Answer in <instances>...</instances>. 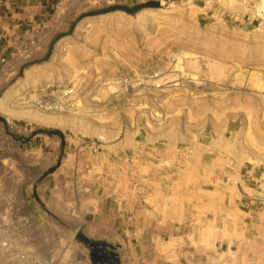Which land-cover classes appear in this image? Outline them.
Segmentation results:
<instances>
[{
  "label": "rangeland",
  "instance_id": "374dc122",
  "mask_svg": "<svg viewBox=\"0 0 264 264\" xmlns=\"http://www.w3.org/2000/svg\"><path fill=\"white\" fill-rule=\"evenodd\" d=\"M158 1L1 62L0 264H264V0Z\"/></svg>",
  "mask_w": 264,
  "mask_h": 264
},
{
  "label": "crops",
  "instance_id": "0c3cea01",
  "mask_svg": "<svg viewBox=\"0 0 264 264\" xmlns=\"http://www.w3.org/2000/svg\"><path fill=\"white\" fill-rule=\"evenodd\" d=\"M77 7H85L86 0H74ZM134 5L147 0H100ZM198 1L193 0L195 4ZM63 0H0V64L15 53L21 38L37 27L47 24ZM65 0V7L67 6ZM105 253L96 254L95 264H108Z\"/></svg>",
  "mask_w": 264,
  "mask_h": 264
},
{
  "label": "water",
  "instance_id": "95a60500",
  "mask_svg": "<svg viewBox=\"0 0 264 264\" xmlns=\"http://www.w3.org/2000/svg\"><path fill=\"white\" fill-rule=\"evenodd\" d=\"M162 5V2L161 1H158V0H152L150 2H146V3H141V4H136L135 6L133 7H129V6H126V5H113L111 7H109L106 11H110V10H115V9H121V10H124L128 13H135L137 10L141 9L142 7H145V6H160ZM79 20V19H78ZM77 20V21H78ZM77 21L73 23L72 27H71V30H70V33L73 32L76 24H77ZM52 49V48H51ZM0 118L3 119V117L0 116ZM48 133H51V131H47ZM81 238H83L85 241L89 242L90 244L92 245H95V246H98L100 245L101 247L103 246L104 248L107 246V243L106 242H97V241H90L86 236L82 235Z\"/></svg>",
  "mask_w": 264,
  "mask_h": 264
},
{
  "label": "built area",
  "instance_id": "2783aa9c",
  "mask_svg": "<svg viewBox=\"0 0 264 264\" xmlns=\"http://www.w3.org/2000/svg\"><path fill=\"white\" fill-rule=\"evenodd\" d=\"M65 94H68V92H65ZM56 107L58 106V105H55ZM49 107L50 108H52L53 107V105H49ZM27 256V258H29L30 259V256L29 255H22V257L24 258V257H26ZM48 263V262H47Z\"/></svg>",
  "mask_w": 264,
  "mask_h": 264
},
{
  "label": "bare ground",
  "instance_id": "6f19581e",
  "mask_svg": "<svg viewBox=\"0 0 264 264\" xmlns=\"http://www.w3.org/2000/svg\"><path fill=\"white\" fill-rule=\"evenodd\" d=\"M162 4H164V1H162Z\"/></svg>",
  "mask_w": 264,
  "mask_h": 264
}]
</instances>
